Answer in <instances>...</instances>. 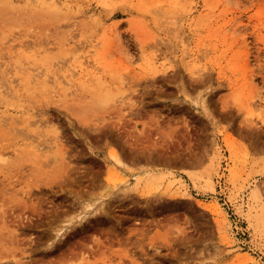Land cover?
<instances>
[{"label": "rangeland", "instance_id": "rangeland-1", "mask_svg": "<svg viewBox=\"0 0 264 264\" xmlns=\"http://www.w3.org/2000/svg\"><path fill=\"white\" fill-rule=\"evenodd\" d=\"M52 1L0 0V264H264V0Z\"/></svg>", "mask_w": 264, "mask_h": 264}, {"label": "bare ground", "instance_id": "bare-ground-1", "mask_svg": "<svg viewBox=\"0 0 264 264\" xmlns=\"http://www.w3.org/2000/svg\"><path fill=\"white\" fill-rule=\"evenodd\" d=\"M51 5L53 6V7H57V5H58V3H57V1L56 0H53L52 1V3H51ZM2 158H5L4 156L2 157ZM117 161H119V160H117ZM175 181L174 180H172V183H174ZM213 187V186H212ZM97 189V188H96ZM91 191V190H90ZM95 191L96 190H94L92 193L90 192V197H92L93 195H95ZM88 194H89V192H88ZM88 196V195H87Z\"/></svg>", "mask_w": 264, "mask_h": 264}]
</instances>
